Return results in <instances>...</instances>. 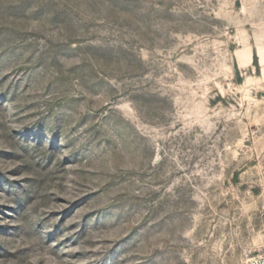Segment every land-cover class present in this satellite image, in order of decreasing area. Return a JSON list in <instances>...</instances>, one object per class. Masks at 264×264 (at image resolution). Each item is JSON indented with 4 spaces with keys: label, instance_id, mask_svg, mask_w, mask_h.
Segmentation results:
<instances>
[{
    "label": "rangeland",
    "instance_id": "obj_1",
    "mask_svg": "<svg viewBox=\"0 0 264 264\" xmlns=\"http://www.w3.org/2000/svg\"><path fill=\"white\" fill-rule=\"evenodd\" d=\"M263 252L264 0H0V264Z\"/></svg>",
    "mask_w": 264,
    "mask_h": 264
},
{
    "label": "built area",
    "instance_id": "obj_2",
    "mask_svg": "<svg viewBox=\"0 0 264 264\" xmlns=\"http://www.w3.org/2000/svg\"><path fill=\"white\" fill-rule=\"evenodd\" d=\"M243 264H264V252L254 256H249L243 261Z\"/></svg>",
    "mask_w": 264,
    "mask_h": 264
}]
</instances>
